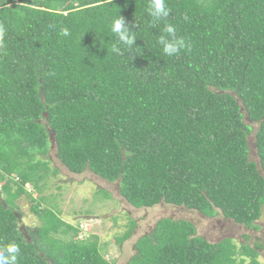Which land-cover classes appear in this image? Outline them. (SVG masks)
<instances>
[{
  "label": "trees",
  "instance_id": "1",
  "mask_svg": "<svg viewBox=\"0 0 264 264\" xmlns=\"http://www.w3.org/2000/svg\"><path fill=\"white\" fill-rule=\"evenodd\" d=\"M149 3L0 0V247L17 244V264H111L97 236L78 239L55 204L41 208L45 198L25 188L43 189L50 150L70 174L115 183L133 209L165 204L260 229L264 0H165L170 15L155 24ZM118 15L135 32L136 55L112 51ZM165 23L188 45L174 56L158 44ZM22 196L41 226L22 231ZM260 251L211 242L192 222L165 217L136 240L126 264H260Z\"/></svg>",
  "mask_w": 264,
  "mask_h": 264
},
{
  "label": "rangeland",
  "instance_id": "2",
  "mask_svg": "<svg viewBox=\"0 0 264 264\" xmlns=\"http://www.w3.org/2000/svg\"><path fill=\"white\" fill-rule=\"evenodd\" d=\"M256 130L257 126L254 125L253 135ZM253 135L248 138L249 157L250 160L258 162ZM49 155V175L40 183L45 184L43 189L36 191L29 185L25 188L32 193L33 198H45L41 208L55 204L60 211L59 217L78 229V239L87 240L92 235L97 236L103 258L111 264H126L133 253L136 240L149 233L155 223L165 217L184 218L192 222L196 226L197 234L211 242L230 238L237 246L243 241L250 247L257 243L262 247L257 261L264 264V213L257 223L260 229L254 232L223 217L207 220L196 212L165 204L146 208L147 210L133 209L122 199L115 183H107L90 172L70 174L55 159L52 150ZM54 169L57 170L56 174H50ZM17 204L23 216L20 220L22 231L41 226L39 218L31 212L32 203L28 197L22 196ZM130 227H133L131 238L124 243H117L116 238L122 236ZM243 235H249V240L243 239ZM248 262L249 260L246 261Z\"/></svg>",
  "mask_w": 264,
  "mask_h": 264
},
{
  "label": "clouds",
  "instance_id": "3",
  "mask_svg": "<svg viewBox=\"0 0 264 264\" xmlns=\"http://www.w3.org/2000/svg\"><path fill=\"white\" fill-rule=\"evenodd\" d=\"M148 15L152 18L153 24L160 21H166L170 15V9L166 6L165 0H150L147 8ZM187 19V17H185ZM135 26V25H133ZM111 32L115 36V43L112 46V51L116 54H123L121 46L126 53L133 52V47L136 36L135 32L130 29V26L126 24L125 20L121 16H117L112 20ZM7 33V27L0 23V47H3L5 35ZM62 36H69L68 29L61 30ZM158 44L162 47V52L167 56H174L178 54L182 49H186L184 38L177 35V28L173 24L165 23L163 28V34L158 37ZM20 248L15 243H9L3 247H0V264H17Z\"/></svg>",
  "mask_w": 264,
  "mask_h": 264
}]
</instances>
